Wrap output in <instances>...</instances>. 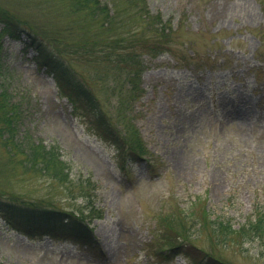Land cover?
<instances>
[{
  "label": "rangeland",
  "instance_id": "1",
  "mask_svg": "<svg viewBox=\"0 0 264 264\" xmlns=\"http://www.w3.org/2000/svg\"><path fill=\"white\" fill-rule=\"evenodd\" d=\"M145 1L171 28L168 50L141 56V95L126 110L124 90H117L121 75L102 78L96 54L72 48L87 36L81 27L31 2L0 0L51 33L54 38L45 37L60 51L70 45L62 56L90 77L108 120L122 125L129 113L149 151L147 161L120 169L113 146L94 134L88 116L58 89L62 83L36 66L23 38L0 35V87L17 103L16 135L57 144L70 175L95 182L86 194L101 212L91 217L92 238L85 243L27 237L0 214L1 264H188L182 255L157 251L154 238L166 232L162 218L195 248L225 262L264 264V241L237 233L222 243L204 224L217 217L237 230L255 205L264 208V0ZM18 196L44 199L49 211L85 205L47 175L22 173L0 142V197Z\"/></svg>",
  "mask_w": 264,
  "mask_h": 264
},
{
  "label": "trees",
  "instance_id": "2",
  "mask_svg": "<svg viewBox=\"0 0 264 264\" xmlns=\"http://www.w3.org/2000/svg\"><path fill=\"white\" fill-rule=\"evenodd\" d=\"M23 1L31 2L42 10L50 9L59 16L68 17L74 25L82 28L83 33H87L86 38L71 44L72 48L88 56H91V53L96 54L98 62L103 63L100 71L102 78L108 76L109 72L121 75V83L119 82L117 90L118 93H121L122 89L125 91L123 103L126 110L132 105L131 102H135L141 95L142 89L138 85L143 68L141 56L143 54L155 56L168 50L167 42L171 28L159 12L149 11L145 0ZM125 17L131 22L123 24L122 18ZM0 22L3 25L0 35L7 34L15 39L23 38V48L33 51L32 59L36 66L51 72L53 78L62 83L64 87L58 85V89L65 91L72 105L88 116L94 134L113 146L115 161L120 169H124L130 162L147 161L149 151L139 129L130 122L129 113L123 114L125 120L122 125L111 123L105 115L99 97L89 84L90 77L86 79L62 56L61 52L66 53L68 46L70 47L69 44L67 46V42L66 46L63 43L60 51L57 41L46 39L45 34L54 38L51 33L39 30L35 22L30 24L2 6ZM16 107L17 103L10 99V94L5 88L0 87V118L3 122L0 125V142L8 154V161L15 162L22 173L47 175L65 192L81 196L85 205L78 210L54 208L49 211L44 208L48 206L44 199L18 196L9 200L0 197V214L7 227L16 229L30 238L47 235L52 238L70 237L80 243L90 241L92 238L90 219L101 216V212L90 204L91 201L86 194L90 186H95V182L89 175L83 176L78 173L71 176L70 166L60 157L57 144L34 141L27 134L17 136L15 126L19 121V112ZM3 128L6 132L2 131ZM251 216L252 218L237 230L232 229L226 220L217 217L210 218L207 224H204L212 231L214 238L221 236L222 243L229 239L228 236L237 233L242 235V238L247 234L260 242L264 241V208L255 205ZM162 221L166 232L161 231L154 238L158 246L157 251L166 252L165 254L162 252V255L167 256L169 252L177 253L185 257L188 264H231L195 248L184 239L183 231L182 233L174 229L165 218H162ZM88 247L97 253L101 252L98 246L89 243Z\"/></svg>",
  "mask_w": 264,
  "mask_h": 264
}]
</instances>
